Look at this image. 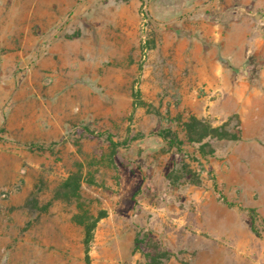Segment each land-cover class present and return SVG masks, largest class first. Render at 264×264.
<instances>
[{
  "label": "rangeland",
  "instance_id": "1",
  "mask_svg": "<svg viewBox=\"0 0 264 264\" xmlns=\"http://www.w3.org/2000/svg\"><path fill=\"white\" fill-rule=\"evenodd\" d=\"M256 5L0 0V264H264V142L200 82L256 75Z\"/></svg>",
  "mask_w": 264,
  "mask_h": 264
},
{
  "label": "crops",
  "instance_id": "2",
  "mask_svg": "<svg viewBox=\"0 0 264 264\" xmlns=\"http://www.w3.org/2000/svg\"><path fill=\"white\" fill-rule=\"evenodd\" d=\"M256 7L255 10H249L264 11V0H257ZM240 47L244 49L245 44L242 43ZM257 47L255 50L259 64L253 79L251 76H244L243 79L239 77L240 82L235 87L229 86L228 81L237 75L219 63L220 61L217 62L214 59L216 53L212 52L209 54L208 62L203 61L200 82L208 83V88L221 89L226 95L224 101L211 103L209 114L218 118L238 115L242 135L248 140L264 142V43ZM249 48V51L253 50ZM229 62L236 68L245 66L244 61L229 59Z\"/></svg>",
  "mask_w": 264,
  "mask_h": 264
},
{
  "label": "trees",
  "instance_id": "3",
  "mask_svg": "<svg viewBox=\"0 0 264 264\" xmlns=\"http://www.w3.org/2000/svg\"><path fill=\"white\" fill-rule=\"evenodd\" d=\"M242 13L251 16L252 18L258 20V21H263L264 22V11H252L249 10L248 8H241ZM224 64L233 72V73H237L240 68H236L234 67L229 61H224ZM241 68H245V67H241ZM190 128H196L198 127H202L205 132V135H212L217 133V130L215 128H207L206 126L203 125V123L198 122V120H196L195 118L192 119L191 123L189 124ZM86 135L90 138H100L103 137V134H95L93 132H89L88 130H86ZM156 135L160 138H162L169 146L176 148L178 151H183L182 147L184 146V143L182 141H180L175 135H173L170 131H160V132H156ZM106 139L112 144V145H117L112 137L110 135L106 136ZM190 142H196L195 140H190ZM198 153L200 154V156L203 158L204 161L208 162V155L206 154L205 151H203L202 149L198 151ZM207 172L210 174L212 172V168L208 167ZM222 200L224 201V203L226 205H228L229 207H234L235 205L231 202H228V200L221 195ZM251 215H252V220L253 222H255V220L257 219V215L255 213L254 210H250ZM264 224V221H263ZM252 231H255V228L252 227ZM150 258V256H148V259ZM161 257H152L149 260L152 262H156L160 259ZM87 260H88V256H87Z\"/></svg>",
  "mask_w": 264,
  "mask_h": 264
}]
</instances>
